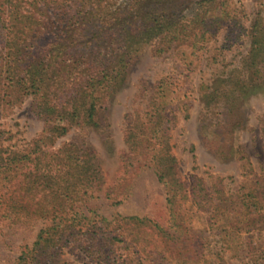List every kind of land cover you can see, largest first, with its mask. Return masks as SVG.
Instances as JSON below:
<instances>
[{
    "label": "rangeland",
    "instance_id": "374dc122",
    "mask_svg": "<svg viewBox=\"0 0 264 264\" xmlns=\"http://www.w3.org/2000/svg\"><path fill=\"white\" fill-rule=\"evenodd\" d=\"M26 1L22 12L43 22L28 36L32 52L49 49V44L64 37L66 26L75 25L77 6L57 11L52 1ZM92 1L89 10L98 5L111 10L127 3ZM162 1L176 15L187 17L199 0ZM227 10L231 19L196 49L182 43L156 54L155 43L144 47L131 61L120 89L98 114L95 127L65 125L62 136L35 148L34 142L44 137L52 124H45L32 113L31 97H23L19 104L0 113L2 145L8 150H30L34 162L27 171L34 163L38 169L45 165L53 169L58 151L68 145L79 157V166L86 164L95 173L98 181L90 196L69 212L71 218L89 220L83 222L75 240L88 242L93 234L98 241L101 230L109 238L118 236V228L126 230L121 238L125 243L114 247L118 264H147L151 260L181 264L183 257H177L178 250L189 259L186 264H263L262 219L254 224H246L243 217L233 219L223 201L227 197L236 200L253 189L264 193V70L255 78L252 71L243 68L251 47V30L257 21L264 23V0H228ZM95 25L92 21L77 32L74 43L72 38L67 40L71 45L64 59L87 51V35L95 31ZM161 84L167 95V105L161 108L170 122L164 121L160 129L168 127L167 143L174 162L167 182L178 183L174 188L159 181L151 164L143 156L134 157L124 140L138 118L145 122L144 114L154 113L153 102ZM151 135L154 144L157 132ZM58 171L64 186L67 169L62 165ZM23 182L22 175L12 180L0 178V264H16L21 254L31 258L38 234L60 222V214L47 217L34 213L46 206L44 193L25 194ZM174 189L178 192L169 204ZM183 194L185 200L180 198ZM205 195L207 199L200 200ZM119 217L148 220L176 236L172 244L176 247L169 252L172 256L166 252L168 243L162 244L161 234L152 228L127 227L122 222L118 225L119 221L106 225ZM96 221L101 227L93 226ZM132 238L156 240L159 248L140 249L129 243ZM55 249L48 250L53 253L51 257L43 250L35 257L42 254L45 258L40 264H104L89 259L85 251L72 244ZM128 254L134 262L128 261Z\"/></svg>",
    "mask_w": 264,
    "mask_h": 264
},
{
    "label": "trees",
    "instance_id": "16d2710c",
    "mask_svg": "<svg viewBox=\"0 0 264 264\" xmlns=\"http://www.w3.org/2000/svg\"><path fill=\"white\" fill-rule=\"evenodd\" d=\"M44 1H52L57 11L70 10L72 6H77L78 13L75 16L77 19L75 25L66 26L63 38L49 44V49L43 48L32 52L30 48L33 46L31 43L28 44V36L34 29L40 28L43 22L34 19L30 13L22 12L26 0H0V113L19 104L23 97L30 96L32 113L45 124H52L45 130L44 137L34 142L35 148L41 143L45 144L62 136L66 132V126L95 127L98 114L124 83L131 61L147 45L155 43L156 54L182 43L196 49L200 43L206 42L208 35H215L220 25L231 19L227 10L228 0H199L195 3L192 14L187 17L176 15V12L171 11V6L162 0H127L123 6L111 10H105L100 5L89 10L92 0ZM101 13H105V16L102 17ZM94 16L99 18L95 21ZM92 21L93 25H96L95 31L87 35L86 42L90 45L86 49L88 52L73 53L68 59H64L68 54V46L71 45L67 40L73 39L77 32H82V29L91 25ZM250 34L251 47L243 68L252 71L253 76H258L261 70H264V23L257 21ZM74 42L73 39L72 43ZM94 53H97L95 59ZM159 88H162V84ZM165 91L162 88L156 93L157 99L155 103L153 102L154 113L144 114L146 123L138 118L126 133L124 140L134 157L143 156L151 164L158 180L169 188H174L178 183L167 182L168 175L173 171L174 162L167 143L168 127L160 129L164 121L170 122L169 116H165L161 108L167 105L166 100L164 101L167 96H164ZM55 122L63 123L64 126L60 124L56 126ZM156 132V143L152 144L151 133ZM3 134L4 131L0 130V178L12 180L16 179L17 175H22L25 180L23 182L25 194L44 193L43 203L49 207H40L39 212L34 213L47 217L60 214L61 217L56 227L47 228L38 234L31 251H34L32 257L21 254L16 264H40L45 259L41 257L42 254L38 255V258L35 257L40 251L42 253L43 250L51 257L53 253H49V249L56 248L55 251H58L66 244H72L74 248L79 247L91 260L104 264H118L114 247L125 243L121 238L126 230L118 228V236L111 238L101 230V239L98 241L92 238L93 234L88 242L75 240L76 235L82 232L83 222L89 220L82 217L71 218L69 212L77 202L90 196L98 180L86 164L79 166V157L71 152L73 147L66 145L58 151L54 158L58 161L53 169L48 165L38 169L34 163L32 169L27 171L28 165L34 162L30 158V150L5 149L1 139ZM62 165L67 169L64 186L58 175ZM176 192L178 191L174 189V194L168 197L169 204L172 200L175 201ZM185 197V194L180 196L182 200H185ZM201 199L205 200L207 196ZM223 204L233 219L241 220L243 217L246 224H254L262 219L264 223V193L257 194L254 189L249 190L236 200L227 197ZM177 219L180 217L177 216ZM101 221L106 223L105 220ZM117 221L118 225L122 222L127 227L137 225L141 228H152L161 234L162 244L168 243L166 252L169 255L176 247L172 245L176 236L162 231L151 221L119 217L117 220L107 222L106 225L112 226ZM174 222L177 221L174 219ZM92 224L101 227V222L96 221ZM146 239L132 238L129 243L139 246L140 249L159 248L156 240L149 242L148 238ZM176 253L179 259L183 257L181 264L189 261L185 259L184 251L178 250ZM262 256L264 264V254ZM131 260L133 261V258L128 254V261ZM147 264L165 263L151 260Z\"/></svg>",
    "mask_w": 264,
    "mask_h": 264
}]
</instances>
